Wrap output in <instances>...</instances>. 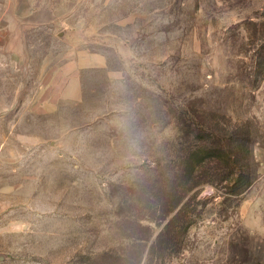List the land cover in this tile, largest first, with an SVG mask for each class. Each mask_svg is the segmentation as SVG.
<instances>
[{"label":"rangeland","instance_id":"374dc122","mask_svg":"<svg viewBox=\"0 0 264 264\" xmlns=\"http://www.w3.org/2000/svg\"><path fill=\"white\" fill-rule=\"evenodd\" d=\"M47 1L21 97L107 73L1 123L0 264H264V0Z\"/></svg>","mask_w":264,"mask_h":264},{"label":"crops","instance_id":"0c3cea01","mask_svg":"<svg viewBox=\"0 0 264 264\" xmlns=\"http://www.w3.org/2000/svg\"><path fill=\"white\" fill-rule=\"evenodd\" d=\"M48 2L47 0H0V74L2 73L0 125L5 118L10 119L13 114V123L9 121L11 133L16 131L17 113L46 117L49 113L62 110L65 105L78 104L83 98L84 73L88 71L107 73L105 54L77 49L71 54L65 67L62 66L60 70L52 69L53 73L49 78L47 76L45 78L44 75L53 59H45L38 79L40 82L38 90L34 94L21 97V81L17 80V73H20V69L26 65V56L29 55L27 41L37 29L59 18L53 9L54 6ZM3 72L9 73L7 78ZM26 134L23 132L19 135Z\"/></svg>","mask_w":264,"mask_h":264}]
</instances>
